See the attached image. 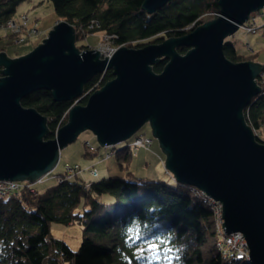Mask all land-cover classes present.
<instances>
[{
  "label": "water",
  "instance_id": "obj_1",
  "mask_svg": "<svg viewBox=\"0 0 264 264\" xmlns=\"http://www.w3.org/2000/svg\"><path fill=\"white\" fill-rule=\"evenodd\" d=\"M172 0H145L154 13ZM220 15L189 34L142 48H119L111 59L81 51L76 30L56 23L33 51L11 59L0 52V181L35 184L52 172L60 151L92 132L104 148L136 136L146 124L174 179L222 206L226 235L242 233L248 263L264 264V143L244 110L261 93L264 65L233 63L226 39L264 9V0H219ZM189 51L182 55L177 48ZM168 60L162 73L152 67ZM114 78L78 104L96 75ZM47 90L56 102L76 101L68 121L45 140L47 117L21 101Z\"/></svg>",
  "mask_w": 264,
  "mask_h": 264
},
{
  "label": "trees",
  "instance_id": "obj_2",
  "mask_svg": "<svg viewBox=\"0 0 264 264\" xmlns=\"http://www.w3.org/2000/svg\"><path fill=\"white\" fill-rule=\"evenodd\" d=\"M26 1L0 0V27L14 19L18 6ZM48 1L59 16L57 23L66 21L75 28L76 46L81 51L94 49L77 43L97 32L118 47L138 49L183 37L220 15L219 0H172L154 13L143 9L145 0ZM259 30L264 37V24ZM188 51L177 48L182 55ZM224 54L233 63L252 61L229 39ZM167 64L163 59L152 69L159 74ZM113 78L112 70L96 75L84 86L78 104L85 105L91 94ZM258 85L261 93L246 107L244 117L254 132L261 133L257 138L264 143V82L260 80ZM75 103L56 102L47 90L21 101L47 117L45 140L56 137ZM131 140L111 147L110 152L127 170L126 177L93 182L79 174L71 179L64 174L44 193L33 186L0 191V264H249L224 243L218 206L209 197L178 183L169 172L171 181L163 176L138 178L129 171L135 154L129 147ZM106 194L112 198L110 202L103 200ZM53 222L82 228L78 250L53 236ZM148 242L157 247L150 248ZM156 256L160 259H154Z\"/></svg>",
  "mask_w": 264,
  "mask_h": 264
},
{
  "label": "rangeland",
  "instance_id": "obj_3",
  "mask_svg": "<svg viewBox=\"0 0 264 264\" xmlns=\"http://www.w3.org/2000/svg\"><path fill=\"white\" fill-rule=\"evenodd\" d=\"M22 14H26L29 17L30 26L35 28L37 33L32 36H26L24 42L15 44L12 38V31L5 26L0 27V52H5L7 57L11 59L25 56L38 47L47 38L50 30L54 28L59 20L56 10L48 0H29L22 3L17 8L14 20H17ZM256 14L251 24L255 23L258 27L257 31L246 34L242 29H239L234 36L228 39L235 44L240 54L251 57L252 60L264 65V37L259 30V27L264 24V9ZM101 43H103V34L97 32L87 36L77 44L95 49ZM136 135H144L152 140V144L149 149L142 148L134 154L129 171L138 178L155 179L161 175L171 181L168 178L164 162L161 165H157L158 161L152 155H155V151H157L163 156L165 161V155L160 149L159 141L153 137L150 124H146ZM88 142L98 149L96 154H89ZM107 151L110 154L111 148L99 146L97 138L92 132H83L75 142L60 151V160L57 167L47 174L41 182H37L32 186L39 193H44L47 188L57 184L60 175L62 176L66 173V164L80 165L83 170L81 177L84 180L88 179L93 182L112 176L126 177L127 170L120 167L114 155H110L107 158ZM90 167L94 168L100 177H92L89 171ZM111 199L109 195H104L103 200L105 202H110ZM51 231L55 238L64 240L74 251L78 250L83 242V230L78 224L64 225L53 222Z\"/></svg>",
  "mask_w": 264,
  "mask_h": 264
},
{
  "label": "built area",
  "instance_id": "obj_4",
  "mask_svg": "<svg viewBox=\"0 0 264 264\" xmlns=\"http://www.w3.org/2000/svg\"><path fill=\"white\" fill-rule=\"evenodd\" d=\"M255 16L252 19L250 18L249 21H252L255 18ZM249 21L244 26L240 27V29H242L246 34L255 32L254 30L257 27L255 23L251 25H247ZM4 26L12 31V38L14 39L15 44H20L25 41L26 36H32L35 33H37V30L30 26V19L26 14L20 15V17L17 20H14V19L10 20ZM119 48L121 47L114 45L109 40V38L104 37L103 43H101L95 49L101 52L102 59H106L105 58L106 56H108V59H111L114 53ZM260 80L264 82V73L257 79V83H259ZM254 134L258 137L260 136L261 133L254 132ZM151 144H152L151 139L145 137L144 135H139V136L132 137L129 147L133 152L136 153L138 150L142 148L149 149L151 147ZM87 146L89 147V150L91 152L96 151V149L93 146H91L89 142L87 143ZM109 156L110 154H107V158ZM89 171L93 177L98 176V172L94 168L90 167ZM82 172L83 170L80 165H74V166L67 165L65 175L67 178L71 179L75 177L76 175L81 174ZM44 178L45 177H43L39 182H41ZM24 186L32 187V184L28 182L0 181V191L3 193L6 191L19 190ZM87 187L90 188V184H87ZM201 193L207 196L205 193L203 192ZM211 200L218 206L216 209V213L218 217V228H221L222 232H224L225 234V230L223 229V226H222V223H223L222 206L221 204L215 202L213 199ZM224 243L226 244L227 247L231 249L232 252L236 253V256L238 258L246 259L248 261V247H247V243L242 233H233L232 235H226L224 237Z\"/></svg>",
  "mask_w": 264,
  "mask_h": 264
},
{
  "label": "crops",
  "instance_id": "obj_5",
  "mask_svg": "<svg viewBox=\"0 0 264 264\" xmlns=\"http://www.w3.org/2000/svg\"><path fill=\"white\" fill-rule=\"evenodd\" d=\"M253 62H257L256 60H252ZM157 154V155H156ZM156 159H157V161H158V163H157V165H161V164H163V162H164V158H163V156L159 153V152H157V151H155V155L154 154H152ZM67 165H70V164H66V166ZM76 165V164H75ZM70 166H74V165H70ZM83 173V172H82ZM82 173L81 174H79L80 176L82 175ZM161 176V175H160ZM86 181H90V180H88V179H86Z\"/></svg>",
  "mask_w": 264,
  "mask_h": 264
},
{
  "label": "snow or ice",
  "instance_id": "obj_6",
  "mask_svg": "<svg viewBox=\"0 0 264 264\" xmlns=\"http://www.w3.org/2000/svg\"><path fill=\"white\" fill-rule=\"evenodd\" d=\"M137 238H139V237H137ZM148 243H149V247L152 249H155L157 247L156 243H153V242H148ZM141 256H143V250H141ZM154 259L159 260L160 257L156 256V257H154ZM177 260H179V257H177Z\"/></svg>",
  "mask_w": 264,
  "mask_h": 264
}]
</instances>
